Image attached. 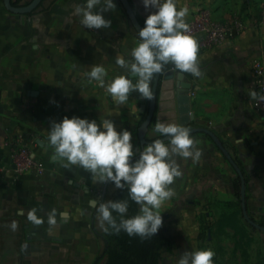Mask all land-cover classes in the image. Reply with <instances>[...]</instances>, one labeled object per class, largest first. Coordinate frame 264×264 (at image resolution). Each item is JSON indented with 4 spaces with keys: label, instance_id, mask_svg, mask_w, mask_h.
<instances>
[{
    "label": "crops",
    "instance_id": "1",
    "mask_svg": "<svg viewBox=\"0 0 264 264\" xmlns=\"http://www.w3.org/2000/svg\"><path fill=\"white\" fill-rule=\"evenodd\" d=\"M46 1L29 16L35 31L25 33L19 47L5 42L14 43L13 32L3 35L4 47L0 46V264H66L67 260L93 264L97 247L101 245L102 251L105 245L97 206L111 198L114 186L108 183L103 195L105 184L95 182L90 172L78 165L63 167L48 143V127L65 115L98 121L110 117L118 129L132 131L134 147H142L138 129L149 99L133 91L124 104H118L87 75L95 64L105 66L106 81L123 73L116 57H129L138 35L131 31L130 25L134 27L119 0L114 10L104 13L112 21L106 29H88L80 23L74 8L83 0ZM130 1L144 24L155 9L146 10L142 0ZM184 5L190 9L187 21L198 9H205L218 21L239 16L244 22L243 32L228 35L221 47L198 48L199 77L184 73L193 85L194 121L213 128L241 160L249 174L248 212L255 219L264 218V117L256 109L258 89L252 75L255 59L264 66V0H178V7ZM160 121L173 122V118L165 115ZM156 122L155 116L147 132L149 140L160 136L154 131ZM151 133L155 137L150 138ZM212 143L199 142L202 154L195 163L177 157L183 174L170 185L174 194L161 206L163 223L158 231L174 235L178 248L166 252L159 264H177L185 250L198 247L204 228L226 224L220 222L224 211L218 210L216 220L205 212L210 203L226 205L222 192L232 197L228 203L233 198L238 203L233 187L236 173L225 170L222 177L216 175L215 160L221 168L225 164ZM29 159L42 161L43 172L31 169ZM32 208L43 223L28 220ZM53 208L56 224L49 225ZM257 246L264 249V239L248 250L244 263L264 264ZM237 259L239 264L244 261L239 253Z\"/></svg>",
    "mask_w": 264,
    "mask_h": 264
},
{
    "label": "clouds",
    "instance_id": "2",
    "mask_svg": "<svg viewBox=\"0 0 264 264\" xmlns=\"http://www.w3.org/2000/svg\"><path fill=\"white\" fill-rule=\"evenodd\" d=\"M142 3L146 10H155L149 11L143 27L137 31L138 40L129 57H116L115 63L125 71L107 81L108 73L101 64L92 65L87 72L89 79L98 82L118 104H124L133 91L141 98L151 99L153 77L167 65L179 72L201 75L199 45L186 20L188 6L178 7V0H142ZM115 8V0H83L74 11L86 28L106 29L112 21L104 13ZM154 131L160 134L158 138L143 147H134L132 131L118 129L110 117L98 121L65 115L50 122L48 143L63 167L78 165L90 172L95 182L126 189L127 198L104 200L97 206L99 223L105 231H124L130 237L142 239L156 234L163 223L161 206L174 194L170 185L183 174L177 157L191 158L194 163L201 158L199 141L191 135L189 127L158 121ZM129 200L139 205L130 216ZM27 218L35 224L43 223L36 208L28 211ZM48 224H56L55 208L48 214ZM214 255L211 247L185 250L177 264H214Z\"/></svg>",
    "mask_w": 264,
    "mask_h": 264
},
{
    "label": "rangeland",
    "instance_id": "3",
    "mask_svg": "<svg viewBox=\"0 0 264 264\" xmlns=\"http://www.w3.org/2000/svg\"><path fill=\"white\" fill-rule=\"evenodd\" d=\"M29 1L30 0H21L19 5H25ZM47 2L48 0L46 1V3ZM32 14L35 15L36 10L33 11L31 14H22V13H16L10 11L9 9L6 8L4 4V0H0V42H1L0 46L1 47H4L3 35L8 32H13L15 36L13 41L14 43L12 44V40H8V41L5 40V42L8 43V45L11 44V47H19V44L22 41L21 39L22 36H24V34L27 32L30 33L35 31V27L32 25L31 21H28L29 16H31ZM130 29L137 36V32L135 31L134 28L131 27V25H130ZM192 122L193 125L196 126L197 125L208 126L207 124H203L201 122H195L194 120ZM194 136L199 142L207 141L212 143L211 139H209L203 133H195ZM149 137L152 138L155 137V135L151 133ZM217 153L219 154L220 159L223 160L224 162L223 165L224 164L225 165L224 168L223 167L221 168L220 163L218 164V162H216L215 160L214 170L216 175L222 177L224 174L223 172L225 170L227 172L235 173L231 164L227 161L225 157H223V154L218 150ZM97 195H99V193H97ZM220 198L226 202V205H221L220 207H217L216 203L215 205H212L213 203H210L209 206L206 208L205 212L209 213V217L211 216L213 217L214 215V220H216L215 217L219 216L218 210L224 211L225 212L224 219H222L220 222H225L226 224H221L220 226L210 225L208 226L207 229L204 228L201 233L200 244L198 245L197 248L211 247L215 252V255L213 257L214 264H239L237 259V253H239V255H241V257L243 258L242 260H244L242 264H246L244 262L247 260V257L250 253L248 250L252 248V246L253 248H255L257 244H260V241L264 239V232L251 226L245 220V218L243 219V215L241 213L242 204L239 205V202L235 203L236 201L235 198L232 199L231 203H228L229 202L228 200L232 198L229 193L222 192ZM239 212L241 213L242 216L239 217V219H237ZM262 219L264 221V218ZM224 227H228V229H224ZM97 248L98 251L96 255L100 253L101 245H99ZM86 251H88V248L86 247L83 248L84 254ZM257 252L258 254H264V249H261V246L259 247L257 246ZM68 259H70V257ZM66 264H85V263L82 261L78 263H74L71 260L70 261L67 260Z\"/></svg>",
    "mask_w": 264,
    "mask_h": 264
},
{
    "label": "water",
    "instance_id": "4",
    "mask_svg": "<svg viewBox=\"0 0 264 264\" xmlns=\"http://www.w3.org/2000/svg\"><path fill=\"white\" fill-rule=\"evenodd\" d=\"M44 0H31L25 5H14L12 0H4V4L7 9L16 13L31 14L33 11L37 10L38 7ZM122 4L128 19L130 20L132 26L137 32L139 28L143 27V23L137 16L132 3L130 0H119ZM138 35V33H137ZM192 83L186 78L184 72H179L173 67H166L160 73H157L153 77L152 81V98L149 99V104L147 108V114L138 129V136L140 139V144L143 147L145 144L151 142L147 138V132L152 124L154 117L156 116L158 121L165 116L171 115L173 122L180 123L191 129V134L203 133L208 136L217 148L222 152L227 161L231 164L237 176H239L241 181V203L242 212L245 220L254 228L259 229L264 232V225L253 219L247 209V199H246V179L244 173L233 154L224 144L222 138L219 134L209 126L203 125H192L194 120V114L191 111V96L190 91L192 88ZM168 111V112H167ZM168 113V114H167ZM165 141L167 140L164 138ZM108 183L103 187V195L106 194Z\"/></svg>",
    "mask_w": 264,
    "mask_h": 264
},
{
    "label": "trees",
    "instance_id": "5",
    "mask_svg": "<svg viewBox=\"0 0 264 264\" xmlns=\"http://www.w3.org/2000/svg\"><path fill=\"white\" fill-rule=\"evenodd\" d=\"M166 67L168 68L172 66L167 65ZM223 142L230 152H232L228 142L225 140H223ZM232 154L242 169L247 183L249 179L248 172L245 170L241 160L235 155V153L232 152ZM233 187L240 205L242 204L240 193L241 181L237 175L233 180ZM117 198H127L126 189L114 188L110 199ZM138 207L139 205L129 200V210L127 215L130 216L135 214ZM117 219H119L118 216ZM255 220L264 225L262 218ZM101 235L104 239L105 245L103 250L96 256L93 264H100L101 261H104L103 264H159L166 252L170 254L175 253L178 248L177 238L174 235L163 231H158L152 237L147 239H142L139 236L130 237L124 231L116 233L111 229L109 231L104 230Z\"/></svg>",
    "mask_w": 264,
    "mask_h": 264
},
{
    "label": "built area",
    "instance_id": "6",
    "mask_svg": "<svg viewBox=\"0 0 264 264\" xmlns=\"http://www.w3.org/2000/svg\"><path fill=\"white\" fill-rule=\"evenodd\" d=\"M187 23L199 47H221L228 35H239L244 30V22L239 16L221 22L214 19L211 12L205 9L195 11ZM252 75L258 89L256 109L264 117V66L260 59L252 62ZM20 151L25 152V149L21 148ZM28 166L37 173L44 170V164L40 160L29 159ZM15 179L17 180L16 177Z\"/></svg>",
    "mask_w": 264,
    "mask_h": 264
},
{
    "label": "flooded vegetation",
    "instance_id": "7",
    "mask_svg": "<svg viewBox=\"0 0 264 264\" xmlns=\"http://www.w3.org/2000/svg\"><path fill=\"white\" fill-rule=\"evenodd\" d=\"M30 1H31V0H30ZM30 1H29V2H30ZM12 2H13L14 5H19V4H20V1H19V0H12ZM29 2H28V3H29Z\"/></svg>",
    "mask_w": 264,
    "mask_h": 264
}]
</instances>
